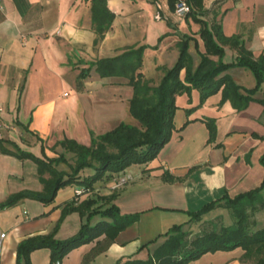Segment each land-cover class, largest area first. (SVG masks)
Instances as JSON below:
<instances>
[{"label": "crops", "instance_id": "crops-1", "mask_svg": "<svg viewBox=\"0 0 264 264\" xmlns=\"http://www.w3.org/2000/svg\"><path fill=\"white\" fill-rule=\"evenodd\" d=\"M3 3L0 106L4 111L0 122L12 125L3 129L2 138L6 139L4 146L13 151L16 143L38 156L43 157L45 151L57 157L65 151L58 145L64 138H76L88 145L92 131L102 134L122 122L142 125L131 111L130 99L135 91L129 78L105 77L95 68L81 82L79 74L88 65L85 62L120 55L129 46L146 44L142 71L151 85H157L164 71L177 63L184 34L192 37L190 51L195 67L200 62L195 43L206 51L199 32L202 24L186 14L177 15L168 0H109L108 6L116 12L114 24L98 45L89 0ZM204 4L209 12L203 18L211 24L217 20L225 35L241 37L254 58L264 54V0H204ZM223 45L224 60L236 62L239 48L230 42ZM227 72L238 85L254 88L256 76L245 66H233ZM262 86L255 98H264V83ZM200 96L201 90L193 88L176 97L179 108L174 116L173 137L152 162L133 164L97 182L90 190L77 182L62 186L55 200L47 203L24 197L13 205L1 206L19 191L40 192L45 185L33 159L0 151V242L1 234L6 233L0 244V264H17L21 240L55 229L66 203L76 206L90 198L97 201L92 210L116 204L124 214L138 212L140 219L122 229L114 241L106 234L79 245L57 260L60 264H117L121 258L131 256L147 259L176 223H188L186 228L198 233L204 221L218 216L227 219L225 209L229 208L219 206L206 212L202 221L189 224L191 212L202 209L207 202L260 187L264 179V104L256 99L238 110L230 98H224L223 90L202 103ZM208 117L218 121V137L213 142L208 141ZM68 157L73 163L75 154L68 152ZM59 169L71 170L66 163H61ZM93 171L89 167L81 175ZM119 176L131 178L116 186ZM78 189L83 193L79 194ZM81 214L80 210L67 214L56 236H74L87 222V216ZM91 220L98 223L102 217L93 213ZM150 240L153 241L142 248ZM245 251L242 247L209 251L189 264H254L245 257ZM51 257V249L38 248L32 254V264H50Z\"/></svg>", "mask_w": 264, "mask_h": 264}, {"label": "trees", "instance_id": "trees-1", "mask_svg": "<svg viewBox=\"0 0 264 264\" xmlns=\"http://www.w3.org/2000/svg\"><path fill=\"white\" fill-rule=\"evenodd\" d=\"M108 1L89 0L93 12L94 31L98 36L95 45L105 40L107 32L114 24L116 12L108 6ZM179 1L181 0H168V3L174 11H177ZM185 1L191 6V11L186 13V17H192L202 24L199 32L204 39L206 51L200 48L199 43H195L200 53L198 66L195 67V61L191 55L190 40L192 37L188 34H184L183 40L179 43L181 54L177 63L164 71V78L157 85H151V81L142 71L146 44L138 47L129 46L120 55L85 62L88 65L81 69L79 74L81 82L95 68L105 77L119 75V77L129 78L135 91L134 97L130 99L131 111L142 125L136 126L133 123L122 122L116 128L102 132V134H95L92 131V142L88 145L82 144L76 138H64L58 145L61 144L65 151L57 157L49 156L45 151L43 157L38 156L33 151L23 150L16 143H14L15 151L10 150L4 146L6 139L0 137V151L9 152L23 159H33L39 166L40 179L45 185L40 192L19 191L2 203V207L13 205L24 197L39 198L47 203L55 200L62 186L77 182L90 190L97 182L124 172L133 164L152 162L157 158L163 146L173 137V129L176 125L174 116L179 108L176 97L185 91H191L193 88L200 89L202 103L223 90L224 98H230L238 110H243L256 99L264 104V98L254 97L264 83V54L254 58L253 51L247 48L241 37L227 36L217 20L211 24L208 19L203 18L209 12L204 0ZM169 22L172 23L171 20ZM226 42L239 48L240 53L236 62L224 60L226 48L223 43ZM212 55H217L218 58L215 59ZM233 66H245L254 73L257 79L254 88L244 87L235 82L233 76L227 72ZM195 108H189V110L192 111ZM206 123L210 131L208 141L213 142L219 132L217 118L208 117ZM26 129L29 131V127ZM217 145L222 146L223 144L218 142ZM68 152L75 154L73 163L68 159ZM261 161L264 164V154L261 155ZM61 163L68 164L71 170L59 169ZM89 167L94 171L87 176H82L81 172ZM96 203L95 198L84 200L76 206L66 203L63 215L55 229L47 234H35L21 240L17 249V264H32V254L38 248L52 250L50 264H53L57 260H62L79 245L90 243L103 235L107 234L108 238L114 241L122 229L133 225L140 219L138 212L124 214L121 207L116 204L103 205L101 209L92 210ZM219 206L229 208L236 217L232 225L227 226L222 223L217 228V221L211 220L209 221V224L213 226L211 229L205 228L196 233L191 228H186L188 223H176L166 231L167 239L147 259L131 256L126 259L121 258L117 264H189L192 260L201 258L206 252H217L221 249L231 251L237 247L244 248L245 257L253 260L254 264H264V226L259 229L252 228L250 214V209L255 211L260 206L264 207V179L260 187L256 189H250L232 197L221 196L207 202L202 209L191 212L192 218L189 224L193 221H202L206 212ZM77 210L81 211L82 217L87 216V222L74 236L59 239L56 234L64 217ZM93 213L100 214L102 220L94 223L91 220ZM152 241L142 245V248L147 247Z\"/></svg>", "mask_w": 264, "mask_h": 264}, {"label": "rangeland", "instance_id": "rangeland-1", "mask_svg": "<svg viewBox=\"0 0 264 264\" xmlns=\"http://www.w3.org/2000/svg\"><path fill=\"white\" fill-rule=\"evenodd\" d=\"M225 213L227 215V219H225L223 216H222V218H216L215 219V221H217V223H218V224H216L217 228H219V226L222 223L227 224V223L236 221V217L232 214V212L230 210L225 209ZM250 214H251L252 228L259 229V228H261V226H264V207L260 206L255 211H252L250 209ZM212 227L213 226L211 224H209V220H207V221H204V223L198 227V230H204L205 228L211 229Z\"/></svg>", "mask_w": 264, "mask_h": 264}, {"label": "built area", "instance_id": "built-area-1", "mask_svg": "<svg viewBox=\"0 0 264 264\" xmlns=\"http://www.w3.org/2000/svg\"><path fill=\"white\" fill-rule=\"evenodd\" d=\"M4 3H3V0H0V8H3L4 7V5H3ZM177 5H178V9H177V15H179V16H183V15H185L187 12H190L191 11V6L189 5V4H187V2L185 1V0H181V1H179L178 3H177ZM4 108H3V106L1 107L0 106V113H2V111H4L3 110ZM4 128H8V129H10V128H12V125H10V124H8L7 122H3V123H1L0 122V137H2L3 136V129ZM130 178L131 177H128V176H119L118 177V179H117V185L116 186H118V185H120V184H126L127 183V181H129L130 180ZM77 192L80 194V193H83L82 191H81V189H78L77 190ZM5 237H6V233H2L1 234V242H0V244L1 245H3V243H4V240H5ZM56 264H60V261H57V263Z\"/></svg>", "mask_w": 264, "mask_h": 264}]
</instances>
